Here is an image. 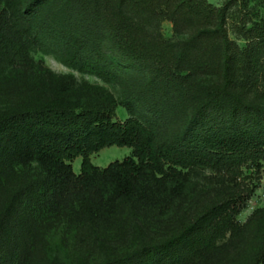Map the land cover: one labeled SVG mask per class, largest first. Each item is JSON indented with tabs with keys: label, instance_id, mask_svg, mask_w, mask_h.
I'll use <instances>...</instances> for the list:
<instances>
[{
	"label": "trees",
	"instance_id": "obj_1",
	"mask_svg": "<svg viewBox=\"0 0 264 264\" xmlns=\"http://www.w3.org/2000/svg\"><path fill=\"white\" fill-rule=\"evenodd\" d=\"M57 1L0 0V75L7 68L31 74L38 67L31 53L41 50L101 77H117L119 66L104 54L106 46L121 60L148 62L153 77L145 88L148 94L132 91L123 102L129 113L124 121L114 120V109L101 102L50 103L0 113V171L30 163L41 169L38 178L13 191L2 212L0 254L6 228L22 214L70 206L89 216L110 206L143 205L159 195L177 198L198 188L197 177L208 170L213 176L207 178L223 191L193 219L165 239L100 263L196 264L239 227L237 215L254 190L240 187V168L264 160V90L252 91L258 77L264 78V24L247 30L257 45L240 49L227 35L226 7L164 0L175 29L187 30L172 54L170 45L154 46V36L143 33L142 20L160 0ZM72 10L84 17L79 24L74 25ZM202 42L212 44V54H196ZM203 70L218 81L194 84ZM168 87L193 102L177 129L168 127L175 111L153 100L155 93L167 100L161 89ZM112 145L132 152L103 168L91 163V153ZM78 156L76 174L71 162ZM253 264H264V241Z\"/></svg>",
	"mask_w": 264,
	"mask_h": 264
},
{
	"label": "rangeland",
	"instance_id": "obj_2",
	"mask_svg": "<svg viewBox=\"0 0 264 264\" xmlns=\"http://www.w3.org/2000/svg\"><path fill=\"white\" fill-rule=\"evenodd\" d=\"M198 2L202 6L227 8V35L238 48L243 49L254 43L257 45L256 39L248 38L247 30L264 24V0H246L245 7L242 0ZM167 5L160 0L154 12L146 15V19L142 20L143 33L149 38L154 36V46L170 45L173 54L178 46L176 42L187 37V30L180 32L175 29ZM70 16L74 25L84 18L74 10ZM101 21L104 22L103 18ZM261 45L264 47V43ZM211 48V43L202 42L195 52L206 56L208 52L211 53ZM102 50L119 66V76L101 77L95 72L71 66L65 62V58L51 51L32 52L31 56L38 66L34 72L25 74L7 68L0 75V113L50 103L79 106L101 102L114 109V120L124 121L129 113L123 102L132 91L148 94L145 88L153 73L147 66L148 62L121 60L106 46ZM155 62L160 63L159 59ZM236 65L241 67L242 63ZM217 81V76L203 70L195 75L193 82L205 86ZM253 85L252 91L264 90V78L258 77ZM161 90L165 92L167 100L161 98L159 93H155L153 100L162 108L175 111L171 123L169 121V129L180 128L189 116L193 102L173 87ZM131 152V147L112 145L91 153L89 158L93 165L103 168L110 162L122 160ZM81 160V156H78L71 162L76 174L80 172ZM40 175L41 169L35 163L0 171V217L13 191ZM209 175L213 176V173L208 170L199 175L198 188L188 194L177 198L159 195L156 201H147L131 208L110 206L87 216L73 207L58 206L53 211L43 210L32 216L22 214L6 228L8 234L2 235L0 264H100L132 252L142 243L165 239L222 193L223 188L212 184L213 180L207 178ZM237 182L244 189H254L246 206L237 215L239 227L217 240L196 264H253L259 245L264 241V160L257 167L243 165Z\"/></svg>",
	"mask_w": 264,
	"mask_h": 264
}]
</instances>
